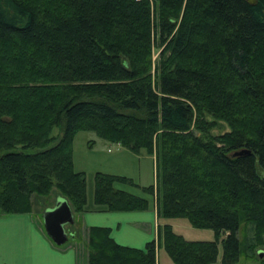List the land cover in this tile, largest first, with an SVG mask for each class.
<instances>
[{
    "label": "trees",
    "instance_id": "1",
    "mask_svg": "<svg viewBox=\"0 0 264 264\" xmlns=\"http://www.w3.org/2000/svg\"><path fill=\"white\" fill-rule=\"evenodd\" d=\"M207 114L230 132L214 136ZM80 131L155 154L158 185L144 191L156 194L158 217L215 232V241H188L160 227L176 264H216L220 244L222 264L236 263L243 224L255 259L264 246V0H0V215H31V197L55 188L74 213L87 211V178L73 161ZM118 184L136 186L97 173L94 204L150 208ZM89 233V264H158L155 241L137 249L109 228Z\"/></svg>",
    "mask_w": 264,
    "mask_h": 264
},
{
    "label": "rangeland",
    "instance_id": "2",
    "mask_svg": "<svg viewBox=\"0 0 264 264\" xmlns=\"http://www.w3.org/2000/svg\"><path fill=\"white\" fill-rule=\"evenodd\" d=\"M160 59V48L156 46L153 50V60L158 63ZM209 121L215 122L211 133L214 136H221L230 132L231 127L222 119H217L212 115H206ZM56 138L62 136V131L56 129L53 131ZM73 161L74 168L77 172H82L87 178V198L88 204L93 206L95 194V176L97 173L114 174L119 173L122 176L132 180L136 186L118 184L117 188L125 190L130 194L138 197L150 198L155 203L156 194L149 195L145 193L144 188L157 187V165L152 158L147 157L146 151L141 153H134L129 149L117 143H111L97 136L94 132L80 131L73 139ZM31 152H36L32 150ZM148 155V154H147ZM155 156L156 155H150ZM116 176V175H114ZM119 190V189H118ZM60 197L59 191L55 188L47 197L33 195L31 197L32 214L30 215L32 221L42 230H44L43 214L46 209L52 208L56 204L57 198ZM88 207V205H87ZM82 213H74V224L68 225L66 230L69 234L68 240L65 244L76 240L77 250L81 258V264H86L87 258L89 260V239L90 233H86L81 226L80 217ZM2 217V215H0ZM4 217V216H3ZM166 224L171 225L172 230L177 235L183 236L188 241H215L216 235L210 229H196L190 221L186 218L176 219H162ZM81 228V229H80ZM248 232L244 224L239 231V239L241 241V258L234 264H264V256L260 257L259 251H264V246L259 247L256 251V258H249V251L247 248ZM223 248L220 244L219 258L216 264H222ZM159 263L160 264H176L162 245L159 249ZM89 264V263H88Z\"/></svg>",
    "mask_w": 264,
    "mask_h": 264
},
{
    "label": "crops",
    "instance_id": "3",
    "mask_svg": "<svg viewBox=\"0 0 264 264\" xmlns=\"http://www.w3.org/2000/svg\"><path fill=\"white\" fill-rule=\"evenodd\" d=\"M156 163V157L145 154ZM111 175L122 176L119 173ZM144 198V197H143ZM150 208L146 211L109 212L95 204H88L87 211L81 214L82 229L88 234L92 227L111 230V237L121 246L145 249L155 241L159 249V229L164 220L158 217L157 204L150 198ZM169 225V224H168ZM81 229V228H80ZM76 240L57 246L40 229L30 215L19 214L0 217V264H81ZM88 264L87 261H85Z\"/></svg>",
    "mask_w": 264,
    "mask_h": 264
},
{
    "label": "water",
    "instance_id": "4",
    "mask_svg": "<svg viewBox=\"0 0 264 264\" xmlns=\"http://www.w3.org/2000/svg\"><path fill=\"white\" fill-rule=\"evenodd\" d=\"M251 5H256L257 0H246ZM250 154L248 150L237 152L234 155L239 156ZM43 224L48 237L57 245L62 246L68 240L66 227L74 224V212L64 197L60 196L52 208L45 210L43 214ZM260 257L264 256V251H259Z\"/></svg>",
    "mask_w": 264,
    "mask_h": 264
}]
</instances>
